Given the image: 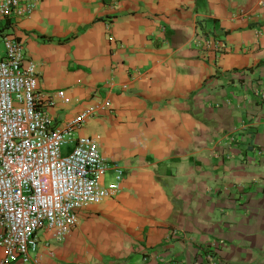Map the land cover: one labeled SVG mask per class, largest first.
Returning a JSON list of instances; mask_svg holds the SVG:
<instances>
[{
	"label": "crops",
	"instance_id": "crops-1",
	"mask_svg": "<svg viewBox=\"0 0 264 264\" xmlns=\"http://www.w3.org/2000/svg\"><path fill=\"white\" fill-rule=\"evenodd\" d=\"M5 33L58 125L112 102L76 135L125 167L43 264H264V0H42Z\"/></svg>",
	"mask_w": 264,
	"mask_h": 264
},
{
	"label": "built area",
	"instance_id": "built-area-1",
	"mask_svg": "<svg viewBox=\"0 0 264 264\" xmlns=\"http://www.w3.org/2000/svg\"><path fill=\"white\" fill-rule=\"evenodd\" d=\"M41 1L0 0V23L28 16ZM1 44V264H43L45 256L55 257L53 245L78 225L81 209L120 193L125 167L104 156L98 137L76 135L91 118L111 110L109 99L96 98L58 125L49 109L72 101L66 90L40 89L41 64L25 59L22 40L5 33ZM68 144L73 146L64 153ZM110 171L114 181L106 184ZM208 259L215 262L212 254Z\"/></svg>",
	"mask_w": 264,
	"mask_h": 264
},
{
	"label": "rangeland",
	"instance_id": "rangeland-1",
	"mask_svg": "<svg viewBox=\"0 0 264 264\" xmlns=\"http://www.w3.org/2000/svg\"><path fill=\"white\" fill-rule=\"evenodd\" d=\"M71 145L73 146V144H71ZM68 149H69L68 146L63 147V151H64V152H68Z\"/></svg>",
	"mask_w": 264,
	"mask_h": 264
}]
</instances>
